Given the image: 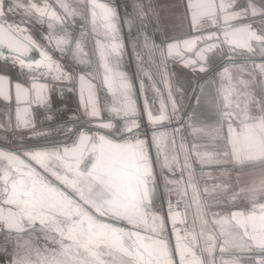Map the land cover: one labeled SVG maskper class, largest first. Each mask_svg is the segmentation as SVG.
I'll return each mask as SVG.
<instances>
[{
	"label": "snow or ice",
	"instance_id": "obj_1",
	"mask_svg": "<svg viewBox=\"0 0 264 264\" xmlns=\"http://www.w3.org/2000/svg\"><path fill=\"white\" fill-rule=\"evenodd\" d=\"M135 8L121 20L106 0H0L10 65L0 73V264H264V7L184 0L187 34L160 44L147 29L152 6ZM122 25L138 64V42L150 59L158 52L166 97L153 86L149 100L141 79L138 103L121 70ZM33 50L40 59L29 61ZM169 63L195 82L173 90ZM55 82L78 93L79 114L53 115ZM39 115L63 122L57 137ZM248 171L259 179L241 186ZM161 186L178 198H161Z\"/></svg>",
	"mask_w": 264,
	"mask_h": 264
},
{
	"label": "crops",
	"instance_id": "obj_2",
	"mask_svg": "<svg viewBox=\"0 0 264 264\" xmlns=\"http://www.w3.org/2000/svg\"><path fill=\"white\" fill-rule=\"evenodd\" d=\"M247 2L248 0H240V3L242 4H247ZM183 3H184V0H150V5L152 6V9H154V12L152 13L154 15L155 35L157 36L159 40L158 44H160L161 42L167 41L169 39H172V38L183 37L187 34L188 26L184 22V18H183ZM254 3H255V7L258 9L264 7V0H254ZM32 35L34 36L33 32H32ZM34 37L36 38V36ZM58 59L60 60V58ZM62 62L65 63V67L70 66L67 62L65 61H62ZM217 63H219V61H217ZM168 68L172 74V82L174 83L176 87L183 86L187 88L190 81L193 83L195 82L196 77L191 72H189L187 69L183 70L184 75H180L179 65L173 66L171 63H169ZM9 69H10V65L0 63V72L8 73ZM161 73L162 72H161L160 65L153 66L151 80L154 86H155V79L156 80L161 79ZM11 75L13 76V78H19V73L17 72H13L11 73ZM212 75L213 74H209L206 77V82H205L206 91L204 94L205 99L208 97L210 93H212V84H211ZM52 95L55 97L56 102L60 105V112L53 113L54 116L66 114L65 110L68 108L67 106L71 107V110H72V111H69V113L79 114L80 106L77 102L76 92H69L67 88L64 86V82H55L54 87L52 89ZM70 95L72 96L71 98H70ZM98 99L100 100L101 103L108 102V94L104 91L103 88L98 89ZM192 104H193V107H195L194 100L192 101ZM187 110L189 112H192V109H187ZM39 111L40 113H43V109H40ZM7 113H8L7 106L4 104H0V121L7 123V119H8ZM205 114H206L205 107L202 106L199 110H197L198 118L202 117ZM104 116H107V113H104ZM12 120L14 124L15 119H14L13 110H12ZM36 123L46 127V126H50V125L57 123V121L56 120H52L50 122L45 121L44 115H39L38 117H36ZM85 127L90 128V126L87 124H85ZM92 130H95V129H92ZM3 136L4 134L0 133V139H2ZM189 143H191V138H189ZM199 173H200V169H199V166H197L198 176H199ZM258 179H259L258 172L248 171L242 175L240 183H241V186H247L248 184H251L254 180H258ZM233 182H235V177H233ZM199 183L202 189L205 181L201 179ZM208 183L210 184L211 181H208ZM193 211L194 210H189L190 218H192Z\"/></svg>",
	"mask_w": 264,
	"mask_h": 264
},
{
	"label": "rangeland",
	"instance_id": "obj_3",
	"mask_svg": "<svg viewBox=\"0 0 264 264\" xmlns=\"http://www.w3.org/2000/svg\"><path fill=\"white\" fill-rule=\"evenodd\" d=\"M106 2L110 3L113 5L121 20L126 16V15H135L136 8L135 6L137 5V0H106ZM144 5H150V0H143ZM151 11V10H150ZM121 36L125 41L126 44V49H125V56L123 58L122 64H121V70L126 72L129 80L133 83L134 85V93L136 97L138 98V103L142 106L143 104V98L139 96V86H140V80L143 79L145 83V87L147 89V94L149 97V100L152 99L154 93L152 91V87L154 86L153 82L151 79H149V76H152V68L153 66H158L160 65L161 72L163 73V67L160 64V57L158 52L152 57V59L149 58V52L142 47V43L138 42L137 46V51L140 54L141 60L140 63L138 64L136 59L134 58V54L132 52V49L130 46H128V40L130 39L129 33L127 31V28L121 26ZM147 29L150 34V36L156 38V43L158 44L159 40L157 36L155 35V28H154V15L152 13L151 15V20L147 24ZM47 29L46 27L41 28L39 25L35 26L33 29V34L36 36L37 39L40 40L41 34L43 32H46ZM136 36V30L133 28L132 31V38H135ZM43 43V41H42ZM88 51H91V44L88 45L87 48ZM54 56H57L60 58V54L58 52H52ZM61 59V58H60ZM70 66H71V58L69 57L68 60L66 61ZM138 68L141 70L140 73L138 74ZM147 73V75H145ZM162 73H161V79L156 80L155 79V87L160 90V94L163 97L167 96V89L165 88V84L162 81ZM172 87L173 90H175L177 87L174 85L172 82ZM106 92V90L104 89ZM107 93V92H106ZM179 99V96L177 97ZM111 97L108 96V101H110ZM158 106V103H157ZM178 174V173H177ZM160 195L164 196L165 198H170L171 199H177V193L172 192L171 194L165 193L163 186H161L160 190ZM189 220L191 221V218L189 217ZM3 234H0V244L3 243ZM41 248L43 247V244L41 243ZM4 257L0 256V260H3Z\"/></svg>",
	"mask_w": 264,
	"mask_h": 264
},
{
	"label": "built area",
	"instance_id": "obj_4",
	"mask_svg": "<svg viewBox=\"0 0 264 264\" xmlns=\"http://www.w3.org/2000/svg\"><path fill=\"white\" fill-rule=\"evenodd\" d=\"M240 59H243V57H241ZM80 123H81V124L83 123L82 120L80 121ZM62 126H63V122H60L59 124H58V123H55V124H53V125L46 126V127H51V128L53 129L51 135H50L49 137H47V139H53V138L57 137V136H58V133L55 131V129H56L57 127H62ZM83 127H85V124H83ZM12 138H13L14 140H18V139H20V135H19V134H16V135L13 136ZM59 138H60V139H66V137H59ZM24 139H25V141H26V140H27V137H25ZM160 196H161V198H163V199H168V198H165V197L162 196V195H160ZM172 200L175 201L176 199H172ZM157 206H159V205H157ZM185 207H186V205H185L184 203H182V204L179 205V209H178V210L183 211Z\"/></svg>",
	"mask_w": 264,
	"mask_h": 264
},
{
	"label": "water",
	"instance_id": "obj_5",
	"mask_svg": "<svg viewBox=\"0 0 264 264\" xmlns=\"http://www.w3.org/2000/svg\"><path fill=\"white\" fill-rule=\"evenodd\" d=\"M3 51H5L6 52V49L5 50H3ZM53 55V54H52ZM54 56V55H53ZM55 57V56H54ZM57 60H59L57 57H55ZM40 59V56H39V52L38 51H36V50H33V51H31L29 54H28V57H27V60H29V61H36V60H39ZM62 62V61H61ZM0 63L1 64H4L2 61H0ZM62 63H64V62H62ZM0 73H2V72H0ZM76 95H77V102H78V104H79V96H78V93L76 92ZM13 114H14V119H15V112H14V109H13ZM85 128V130H89V128L88 127H84Z\"/></svg>",
	"mask_w": 264,
	"mask_h": 264
},
{
	"label": "bare ground",
	"instance_id": "obj_6",
	"mask_svg": "<svg viewBox=\"0 0 264 264\" xmlns=\"http://www.w3.org/2000/svg\"><path fill=\"white\" fill-rule=\"evenodd\" d=\"M79 27H80V25H77V36L79 35V31H78V30H79ZM121 33H122V32H121ZM71 97H72V96L70 95V98H71ZM70 103H71V102H70ZM68 104H69V103H68ZM70 105H71V104H70ZM67 107H68V108L65 110V111H66V112H65L66 114L69 113V111H72V110H71V107H69V106H67Z\"/></svg>",
	"mask_w": 264,
	"mask_h": 264
}]
</instances>
